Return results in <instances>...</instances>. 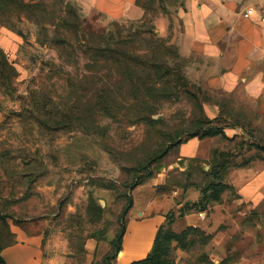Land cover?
<instances>
[{
  "label": "rangeland",
  "instance_id": "1",
  "mask_svg": "<svg viewBox=\"0 0 264 264\" xmlns=\"http://www.w3.org/2000/svg\"><path fill=\"white\" fill-rule=\"evenodd\" d=\"M140 1L148 15L132 20L105 16L100 0H0V252L16 225L42 235L45 264H115L135 190L163 177L174 148L207 124L217 94L180 53L172 0ZM221 103L237 114L223 121L264 141L250 102ZM216 140L247 153L244 137ZM167 178L158 190L177 198L217 181ZM253 237L218 259L192 232L179 264H264V226Z\"/></svg>",
  "mask_w": 264,
  "mask_h": 264
},
{
  "label": "crops",
  "instance_id": "2",
  "mask_svg": "<svg viewBox=\"0 0 264 264\" xmlns=\"http://www.w3.org/2000/svg\"><path fill=\"white\" fill-rule=\"evenodd\" d=\"M172 2L168 14L177 15L179 21L174 40L181 55L193 60L189 67L191 73L210 92L217 94L211 103L205 104V115L212 120L209 125L213 130L221 131L194 135L178 144L163 177L135 190L115 264H130L145 258L169 215L173 216L175 232H189L187 244L178 240L171 243L170 258L178 264L189 251L192 232L205 235L208 240L205 251L222 259L232 253V247L242 246L245 235H254L257 239L264 226V141L257 139L243 123L223 121L222 117L237 114L225 112L221 103L225 96L237 104L247 101L254 106L256 115L264 116V0ZM100 8L111 18L139 20L148 15V8L140 0H100ZM248 8L254 12L245 16ZM160 19L167 22L169 18ZM241 137L246 139L244 155L230 153L217 145L216 139L235 141ZM175 173L211 179L220 176L219 181L232 187L224 190L219 198L206 199L201 189L180 198L176 196L178 189L158 190L163 184L169 185L167 176ZM232 188L235 199L229 201L227 197ZM13 232L14 241L1 250L6 263L45 264L42 235L16 225Z\"/></svg>",
  "mask_w": 264,
  "mask_h": 264
},
{
  "label": "trees",
  "instance_id": "3",
  "mask_svg": "<svg viewBox=\"0 0 264 264\" xmlns=\"http://www.w3.org/2000/svg\"><path fill=\"white\" fill-rule=\"evenodd\" d=\"M212 120L208 119L207 120V126L204 125L201 127L199 130L193 132L190 136H188L184 141H186L189 137L194 136V135H200V136H205V135H212L220 132V129L213 130V127L209 125ZM182 141V142H184ZM181 142V143H182ZM180 144V143H179ZM220 176H215V178H219ZM211 183L214 184V187H212ZM232 187L231 185H228L227 183H224L223 181H211L208 186L202 187V191L205 193V196L203 199H206L208 197H216L219 198L220 194L226 190L227 188ZM134 202V200H133ZM133 203L128 206L129 210L132 207ZM127 208V209H128ZM128 210V211H129ZM172 222H173V216H167L166 222L160 226L157 236L155 239V243L153 246V249L151 252L143 259L134 261L130 264H177L175 260L170 258V252H171V243L173 240H178L179 243H183L187 236H188V231H184L183 233H177L172 229ZM126 230V225L123 227L121 232L117 234L116 236V246H115V258L117 256V253L120 251L122 247V239H123V234ZM185 239V240H184ZM0 264H7L5 259L2 257L1 252H0Z\"/></svg>",
  "mask_w": 264,
  "mask_h": 264
},
{
  "label": "built area",
  "instance_id": "4",
  "mask_svg": "<svg viewBox=\"0 0 264 264\" xmlns=\"http://www.w3.org/2000/svg\"><path fill=\"white\" fill-rule=\"evenodd\" d=\"M254 12L253 8H248L247 11L244 13L245 16H249L250 14H252Z\"/></svg>",
  "mask_w": 264,
  "mask_h": 264
}]
</instances>
